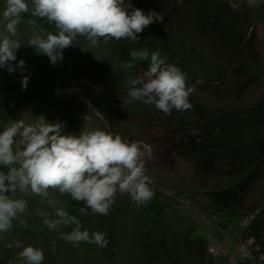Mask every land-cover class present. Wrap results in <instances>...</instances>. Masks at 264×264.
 <instances>
[{"label": "rangeland", "instance_id": "obj_1", "mask_svg": "<svg viewBox=\"0 0 264 264\" xmlns=\"http://www.w3.org/2000/svg\"><path fill=\"white\" fill-rule=\"evenodd\" d=\"M162 1L167 3L166 0H132L134 7L145 12L151 9L163 16L138 33L136 41L109 39L105 43L101 38L97 46H90L83 36H78L74 45L63 50V60L55 65L47 55L27 46L33 27L30 21L45 32H55L54 24L33 17L30 12L23 14L18 26L22 45L16 55L17 60L24 59L26 71L17 68L9 73L6 67L0 68V125L21 118L31 122L43 115L48 121L64 122L65 132L78 134L84 127L103 128L130 142L146 144L151 148V156L145 157L146 175L155 194L147 203L137 205L128 194L117 193L109 214H92L89 209L81 215L78 209L84 206L83 202L49 190L51 196L66 203L70 214L81 220L82 228L90 233L104 232L109 241L106 247L89 242L74 245L59 239L58 233L49 231L37 214L50 209L41 203L39 196H28L27 223L14 221L11 231L0 239V264H15V255L21 249L8 248L6 244L16 240L22 247L31 244L43 248L44 264H144L145 260L158 264L162 254H150L148 250L155 251L165 243L183 257L185 264L189 254L194 257L203 252L199 264L224 260L242 264L245 258L253 256L257 264H264L263 249L241 232L248 222L249 211L247 215L238 210L227 213L213 202V190L239 179V175L232 176L234 165L231 167L230 163L234 158L222 155L229 149L197 156L191 153V148L186 152L179 144L207 120L206 110H237L264 102V0H217L235 17L238 30L252 33L246 56H243L245 47L225 43L232 38L228 37V29L214 35L208 34V30L201 34L193 19L194 5L188 7L190 13L178 7L171 10V4L175 3L169 0L170 7L161 10ZM178 16L183 17L178 19ZM133 48L146 49L149 53L159 51L166 63L187 73V84L195 88L189 97L191 109H173L166 115L154 105L129 102L131 80L141 77L148 66L138 63L143 58L131 60L129 52ZM240 55L247 59L238 60ZM24 75L29 76L26 88L21 85ZM127 79L130 80L126 82ZM201 100L206 108L198 107ZM257 162L264 163V159ZM253 174L241 197L249 209L264 204V165L256 167ZM160 236L162 240L158 239ZM187 236L203 238L206 247L202 243L185 242ZM53 241L55 251H52Z\"/></svg>", "mask_w": 264, "mask_h": 264}, {"label": "clouds", "instance_id": "obj_2", "mask_svg": "<svg viewBox=\"0 0 264 264\" xmlns=\"http://www.w3.org/2000/svg\"><path fill=\"white\" fill-rule=\"evenodd\" d=\"M29 12L55 26V32H45L30 21L33 27L27 45L47 55L54 65L63 60V50L74 45L78 36L90 46H97L101 38L105 43L109 39L136 41L137 34L149 24L163 19L154 10L145 12L134 7L132 0H0V68L6 67L9 73L17 68L26 71L24 59L17 60L16 53L22 45L18 26L23 14ZM129 56L133 61H148L143 75L131 80L129 102L154 105L166 115L173 109L192 108L189 97L195 88L187 84L185 71L166 63L159 51L133 48ZM28 80V75L22 76V87H27ZM64 128V122L48 121L43 115L31 122L21 118L0 125V239L11 231L14 221L27 223L25 217L30 213L26 197L36 195L50 209L37 214L59 239L74 245L89 242L106 247V234L82 228L81 220L49 190L83 202L78 209L81 215L89 209L92 214H109L117 193L128 194L137 205L154 196L146 175L145 157L151 156L150 146L130 142L103 128L84 127L78 134L65 132ZM65 228L70 230L61 231ZM6 247L21 249L15 255V264H44L45 252L39 246L22 247L16 240Z\"/></svg>", "mask_w": 264, "mask_h": 264}, {"label": "trees", "instance_id": "obj_3", "mask_svg": "<svg viewBox=\"0 0 264 264\" xmlns=\"http://www.w3.org/2000/svg\"><path fill=\"white\" fill-rule=\"evenodd\" d=\"M166 1L167 3L162 1L164 5L160 6L161 10H167V8L170 7L169 0ZM174 3V5L171 4V10H175V8L178 7V9H186L187 13L191 12V9L188 7L194 5L196 8L194 10L193 19L201 34L203 33L205 35L208 30V34L214 35L218 31L221 32L223 29H228V37L232 36V38L229 39V41H225V43L231 42L239 47H245L246 51L243 52V56L248 55L247 48L252 33L237 29L235 17L226 10L223 2L217 0H186L183 4V0H174ZM195 3H197V5H195ZM202 12L204 15L201 14ZM180 17L183 16H178L177 18L179 19ZM198 20H200V24ZM243 56L240 55L237 59L239 60L240 57H242V61L246 60L247 58L243 59ZM138 63H148V61L142 60ZM129 80L130 79H127L126 82ZM191 101L195 102L196 99L193 98ZM201 101L197 104L198 107L206 108L205 102ZM244 106L237 110L224 109L220 111H204L207 120H204L202 124H198L196 128L191 130L189 134L184 137L185 142L179 144L183 145L181 147H183L186 152L191 148V153L197 156L202 154V152L213 154L214 150L217 149H229L228 153L222 155H229L230 158H234V162L230 163L231 167L234 165L235 168L232 167V176L239 175V179L232 184L223 185L213 190V202L215 206L220 207L222 211L231 212V210H234L232 212L236 213L238 210V213L243 212L245 215H247L246 213L249 211L246 216L248 222L242 226L241 232L244 231L246 237L252 238L256 245L260 246L264 252V204L249 209L245 207V204L241 200L242 195L251 184L252 177L254 176L253 172H255L256 167L264 165V163L261 162H259V165L257 164V161L264 159V102H255L248 107ZM176 144H178V142ZM203 148L207 149L203 150ZM158 239L162 240L163 237L160 236ZM187 239L191 241H187ZM184 241L193 242L195 244L202 243V246L204 248L206 247L203 238H191L187 236ZM186 245L190 246L189 244ZM167 246L168 245L165 243L163 247L157 248L155 251L149 249L148 252L150 254H162L158 264H185L183 263V257L176 254V250L172 248L173 251ZM197 250L199 251V248ZM199 253L200 251L198 254ZM204 253L205 252L202 254L200 253L201 255L199 256L194 255V257L189 254V259L186 264H199ZM146 261H148V264L151 263L150 260H145L144 264H146ZM209 264L214 263L210 261ZM217 264L230 263L224 260ZM242 264L257 263L254 261L253 256L249 259L245 258Z\"/></svg>", "mask_w": 264, "mask_h": 264}]
</instances>
